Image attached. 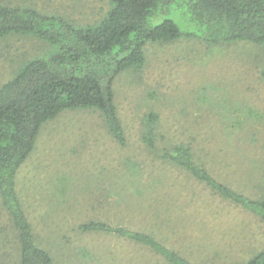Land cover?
Listing matches in <instances>:
<instances>
[{
	"label": "rangeland",
	"instance_id": "1",
	"mask_svg": "<svg viewBox=\"0 0 264 264\" xmlns=\"http://www.w3.org/2000/svg\"><path fill=\"white\" fill-rule=\"evenodd\" d=\"M32 7L77 26L97 23L108 0H0ZM189 28L172 7L153 24ZM192 29V27H190ZM48 45L30 35L0 39V85ZM145 65L114 84L126 145L109 136L100 113L66 110L44 124L17 175V194L35 242L52 264H166L132 242L85 233L105 222L153 235L195 264H244L264 245V225L163 164L155 150L188 145L221 182L249 197L264 191V47L209 45L195 39L148 43ZM157 116L155 129L148 115ZM0 204V264H18L17 246Z\"/></svg>",
	"mask_w": 264,
	"mask_h": 264
},
{
	"label": "trees",
	"instance_id": "2",
	"mask_svg": "<svg viewBox=\"0 0 264 264\" xmlns=\"http://www.w3.org/2000/svg\"><path fill=\"white\" fill-rule=\"evenodd\" d=\"M109 9L97 23L77 26L32 7L0 3V39L30 35L48 45L46 52L25 62L0 85V204L17 246L18 264H52L50 254L35 242L32 227L17 194V175L35 147L44 124L66 110L88 109L101 114L115 143L126 135L114 98L121 73L145 65L148 43L197 39L209 45L247 42L264 47V0H108ZM180 8L189 25L182 30L169 19L153 22L168 9ZM192 27V29L190 28ZM264 67V66H263ZM264 79V68L261 72ZM157 116L148 115L155 129ZM143 140L165 165L220 200L256 216L264 225V191L244 195L217 179L185 144L155 150L152 136ZM80 231L113 235L146 248L166 264H195L153 235L105 222H89ZM244 264H264V245Z\"/></svg>",
	"mask_w": 264,
	"mask_h": 264
}]
</instances>
